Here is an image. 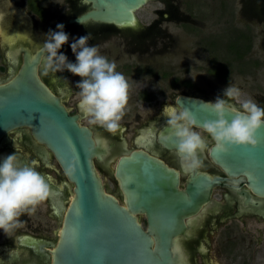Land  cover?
Here are the masks:
<instances>
[{
	"label": "flooded vegetation",
	"instance_id": "af4514ba",
	"mask_svg": "<svg viewBox=\"0 0 264 264\" xmlns=\"http://www.w3.org/2000/svg\"><path fill=\"white\" fill-rule=\"evenodd\" d=\"M164 2V17L175 14L181 18L184 15L175 1ZM220 8L223 16L230 8L231 20L242 21L244 24L238 27L234 23L236 26L233 36L224 44L221 36H213L210 41L205 40L206 50L210 52L213 46L216 51L224 48L225 53L242 54L244 57L241 65L249 64L253 67H242V70L235 66L226 82L232 81L235 75L246 74L253 77V71L264 69V0H232L229 4L222 3ZM91 9L93 3L88 0H0V83L7 82L19 70L25 49H31L34 53L43 49L47 34L50 30L58 31V24L65 23L64 31L69 34V45H64L60 51L67 55L70 62L76 61L70 48L71 43L90 33L93 39L89 41V45L97 46L100 55L116 63L117 71L130 79V91L135 93L134 99L145 104L144 110L135 102L132 108L126 110L120 122V132L111 134L98 125L82 123L84 116L78 108L79 98L69 103L71 95H78L80 92L76 85L81 77L67 70L57 73L49 71L45 74V66L40 68V76L62 98L70 113L77 114L80 123L88 126L94 138L102 144V159L95 157L94 161L105 190L114 195L122 205H127L126 192L116 173L117 164L121 157L140 150L158 157L179 171L185 168L187 172L181 174V188H185L191 171L177 155L176 148H169L160 141V136L167 135L171 129L164 110L167 106L179 107L177 98L180 95L215 101L197 92L182 91L176 94L172 91L168 97L173 99L172 103L164 101L154 111L145 110L149 103L156 102L154 93L146 86L147 79L142 78L143 74L149 76L152 70L147 65L141 66L128 60H132L134 54L140 53L142 56L135 58L144 64L150 63L147 56L150 40L147 39L157 33V20L149 29L139 28L141 22L137 14V23L128 27L94 19L69 22ZM182 28L190 32L199 31L188 23H184ZM126 37L133 38L134 43L127 47L131 50L127 55ZM109 42H114L119 47L118 51L111 50V53L106 54V49L100 46ZM142 84L145 85L141 87ZM187 84L198 89L191 81ZM174 86L179 87L180 83L175 81ZM223 92L224 89L220 88V98H224ZM248 97L246 100H253L264 107L263 88L259 91L251 90ZM225 99L237 111H242L244 99ZM195 130L202 132V127ZM202 134L208 140V148L200 153L203 161L201 169L212 178L219 177L220 184L213 187L210 201L199 212L185 219L187 230L177 238V244L172 248L173 255L177 256L181 264H264V195L252 189L247 174L231 173L215 162L210 156V149L215 142L206 133ZM13 153L22 164L34 166L45 176L52 195L48 201L38 205L34 213H25L20 217V228L8 235L0 230V264H54V252L62 240L65 215L73 196L74 184L54 152L44 142L39 141L29 127L11 129L0 138V160ZM136 216L142 226L148 229L147 215L137 213Z\"/></svg>",
	"mask_w": 264,
	"mask_h": 264
},
{
	"label": "water",
	"instance_id": "95a60500",
	"mask_svg": "<svg viewBox=\"0 0 264 264\" xmlns=\"http://www.w3.org/2000/svg\"><path fill=\"white\" fill-rule=\"evenodd\" d=\"M88 1L93 9L70 23L94 19L128 27L137 22L136 10L149 0ZM46 57L42 50L25 49L19 70L0 83V138L11 129L29 127L54 152L74 184L54 264H181L172 248L187 230L185 219L210 201L220 178H212L201 168L190 170L186 186L181 188L185 168L179 171L143 150L134 151L117 164L116 173L127 196V205H122L105 190L95 166V157L102 159V144L40 76ZM209 102L187 95L177 98L179 106L188 108L201 127L216 119ZM231 108L229 119L239 112ZM257 139L255 147L229 146L226 151L213 145L210 156L231 173L247 174L252 189L264 195V128ZM160 141L177 148L171 129ZM73 162L76 170L70 173ZM137 213L147 215L148 229Z\"/></svg>",
	"mask_w": 264,
	"mask_h": 264
},
{
	"label": "clouds",
	"instance_id": "9594fccd",
	"mask_svg": "<svg viewBox=\"0 0 264 264\" xmlns=\"http://www.w3.org/2000/svg\"><path fill=\"white\" fill-rule=\"evenodd\" d=\"M58 31H49L42 51L47 53L45 74L67 70L81 77L78 108L90 125H98L111 134L120 132L121 123L129 104L131 85L117 65L100 55L95 45H89L93 36H81L70 47L76 61L70 62L60 50L69 43L64 25ZM240 90L232 86L224 89V98L217 97L208 104L216 119L207 120L202 132L215 142L218 149L226 151L229 146H253L258 144V132L264 128V107L253 100L242 103V111L235 112L227 98L239 97ZM167 124L177 139V155L189 170L203 167L200 153L208 148V140L201 131L192 112L184 107L167 106L164 110ZM76 170L75 162L70 173ZM52 195L50 184L34 166L22 164L15 153L0 160V230L9 234L22 226L20 217L34 213L38 205Z\"/></svg>",
	"mask_w": 264,
	"mask_h": 264
},
{
	"label": "rangeland",
	"instance_id": "374dc122",
	"mask_svg": "<svg viewBox=\"0 0 264 264\" xmlns=\"http://www.w3.org/2000/svg\"><path fill=\"white\" fill-rule=\"evenodd\" d=\"M174 1L178 3L181 13L183 12L184 14L183 16L181 14V18L177 17L175 14H172L171 17L163 16L162 8L165 7L164 0H149L136 10V14L141 22L140 29H149L153 22L157 20V33L154 34L152 38L147 39L150 40L148 42L150 49L147 51L150 63L144 64L138 58H135L139 55L142 56L140 53L134 54L135 57H132V60H128L141 64V66L147 65V68L152 70L149 76L143 74L142 78L144 77L147 79L146 82L148 83L146 86L154 93L156 102L149 103L148 108L145 110L154 111L158 109L164 101H170V103H172L173 99L168 98L172 91L176 92V94L182 91L197 92L215 101L220 95L219 89H226L230 85L234 88H241L239 97L237 98H242L244 99H241L242 101H246V99L249 98L248 94H250L251 90L259 91L260 88L264 89V69L262 68L253 71V77L246 74L235 75L229 83L217 81L206 71L209 66L214 64L211 52L206 50V42L204 43V41H210L213 39V36H221L220 39L224 40V42H222L224 44L230 36H233V29H235V26L242 27L244 24L242 21L233 22L231 20L230 8L223 16L222 9L220 8L221 4H229L232 0H173V2ZM184 23L194 25L199 31L190 32L184 30L182 28ZM125 41L127 42L125 44L126 48L134 45V43H132L133 38L131 37H126ZM128 41L131 42L129 43ZM100 47L106 49V54L111 53V50L118 51L119 48L114 42L101 44ZM129 51L131 50L127 48L125 54L127 55ZM224 51V48L216 51L218 54L217 56L221 58L223 55H226ZM217 63L218 62H216V65ZM237 67L242 68L244 66L237 64ZM248 67L249 69L253 68L249 66V64L247 66L245 65L244 68ZM131 78L133 79L134 77ZM128 81L130 82V79H128ZM175 81L180 83L179 87L174 86ZM188 81L193 82L198 89L191 88L192 86L187 84ZM182 82L184 83L181 84ZM69 85L70 87L72 86L71 83ZM144 85L145 84H142L141 87ZM134 95L135 93L130 91L127 109L132 108L135 102L141 105V109L144 110L145 104L143 101L134 99ZM78 98L79 94L74 96L71 95L69 103H72L73 100ZM82 123L88 124L84 117Z\"/></svg>",
	"mask_w": 264,
	"mask_h": 264
},
{
	"label": "trees",
	"instance_id": "16d2710c",
	"mask_svg": "<svg viewBox=\"0 0 264 264\" xmlns=\"http://www.w3.org/2000/svg\"><path fill=\"white\" fill-rule=\"evenodd\" d=\"M210 50L214 65L209 66L206 69V71L208 74L221 80L222 82H226L229 79L230 73L233 71V68L235 66L236 69H242V70L245 67V64H243L244 66L243 68L237 67V64L240 65L242 62L241 59L244 57V55L242 54L226 53V55H223V57L220 58L219 56H217L218 54L216 50L215 49L213 50V46L211 47ZM216 62H218L217 65Z\"/></svg>",
	"mask_w": 264,
	"mask_h": 264
},
{
	"label": "bare ground",
	"instance_id": "6f19581e",
	"mask_svg": "<svg viewBox=\"0 0 264 264\" xmlns=\"http://www.w3.org/2000/svg\"><path fill=\"white\" fill-rule=\"evenodd\" d=\"M137 22L136 21H134V23L133 24H136Z\"/></svg>",
	"mask_w": 264,
	"mask_h": 264
}]
</instances>
